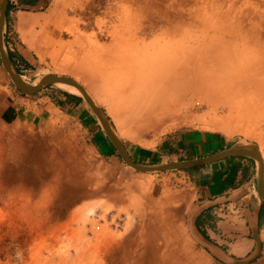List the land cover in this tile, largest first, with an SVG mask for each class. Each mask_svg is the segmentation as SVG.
Wrapping results in <instances>:
<instances>
[{
  "label": "rangeland",
  "instance_id": "1",
  "mask_svg": "<svg viewBox=\"0 0 264 264\" xmlns=\"http://www.w3.org/2000/svg\"><path fill=\"white\" fill-rule=\"evenodd\" d=\"M5 30L23 78L78 80L134 160L245 141L264 178V0H49ZM66 92L29 96L0 59V264H221L186 216L202 165L134 169L82 97L61 104ZM246 264H264V232Z\"/></svg>",
  "mask_w": 264,
  "mask_h": 264
},
{
  "label": "crops",
  "instance_id": "2",
  "mask_svg": "<svg viewBox=\"0 0 264 264\" xmlns=\"http://www.w3.org/2000/svg\"><path fill=\"white\" fill-rule=\"evenodd\" d=\"M48 1H10L3 25V41L12 15L21 16L29 9H39ZM18 57L20 59L16 63L22 61L24 64L25 61L19 55ZM59 97L61 104H76V99L67 94ZM184 140L191 143L190 136L184 137ZM204 165L198 168L193 177L194 198L187 207V220L196 232L197 242L206 253L221 264H234L232 260L240 261L254 253L257 243L261 250L264 201L260 199L254 184L257 165L253 158L244 155L231 156ZM146 219L143 224L152 221L150 217ZM141 240L143 239L140 238V242ZM135 262L134 260L133 263Z\"/></svg>",
  "mask_w": 264,
  "mask_h": 264
},
{
  "label": "water",
  "instance_id": "3",
  "mask_svg": "<svg viewBox=\"0 0 264 264\" xmlns=\"http://www.w3.org/2000/svg\"><path fill=\"white\" fill-rule=\"evenodd\" d=\"M10 1L12 0H3V3L0 6V59L3 67L8 72L13 84L15 85L16 88H18V90L29 96H34L43 89L52 86L54 84H58V82L68 83L76 86L80 92L78 95L82 97L89 104L93 112L96 114L102 128L104 129L111 143L113 144V146L115 147L121 158L124 160V162L141 172H156V171H165V170H173V169H184L193 166H200V165L212 163L231 156H240V155L249 156L253 158L256 162L257 192L260 199L264 201L263 166L261 163L260 152L258 150V147L254 143L245 142V141H233L226 147H223L221 149L197 157L184 158V159L161 162V163L139 162L134 160L132 156L128 153L123 142L114 131L112 124L110 123L107 115L104 113L101 106L95 100L93 95L87 90V88L84 87V85H82V83H80L78 80L65 74H55V73L44 74L40 78V80L36 83H32V81L25 80L23 76L15 68L6 48L4 47L3 25H4L6 11L10 6ZM259 250H260V244L257 243L256 250L254 253H252L243 260L240 261L232 260L231 262H233L234 264H239V263L245 264L249 262L251 259H253L254 254L256 255V253H258Z\"/></svg>",
  "mask_w": 264,
  "mask_h": 264
},
{
  "label": "bare ground",
  "instance_id": "4",
  "mask_svg": "<svg viewBox=\"0 0 264 264\" xmlns=\"http://www.w3.org/2000/svg\"><path fill=\"white\" fill-rule=\"evenodd\" d=\"M2 3H3V0H0V6L2 5ZM40 80V78H38L37 79V81L36 82H38ZM35 82V83H36ZM58 84H60V85H62L66 90H68L69 92H71V93H75V94H79L80 92H79V90H78V88L76 87V86H74V85H71V84H68V83H63V82H58ZM123 93H121V95H122ZM129 96V95H128ZM133 97V96H132ZM119 99H120V97H119ZM121 99H122V97H121ZM130 102V101H129ZM137 103V102H136ZM127 104V103H126ZM153 105V107H152V109H155V110H153V112L154 113H157V109H159L160 107H162L163 109H165V102H164V100L162 101V103H159L158 105H154V104H152ZM123 108L125 109V107L123 106ZM150 108V107H149ZM148 108V109H149ZM134 110V109H133ZM151 110V109H150ZM125 112H126V114L128 115L129 114V112L130 111H126L125 110ZM129 116V115H128ZM257 185V184H256ZM256 190H257V186H256Z\"/></svg>",
  "mask_w": 264,
  "mask_h": 264
},
{
  "label": "trees",
  "instance_id": "5",
  "mask_svg": "<svg viewBox=\"0 0 264 264\" xmlns=\"http://www.w3.org/2000/svg\"><path fill=\"white\" fill-rule=\"evenodd\" d=\"M66 94L69 95V96H71V97H74L76 100H77V99H81L80 96H78V95H74V94H71V93H69V92H66ZM203 166H205V165H202V167H203ZM186 169H189V168H186Z\"/></svg>",
  "mask_w": 264,
  "mask_h": 264
}]
</instances>
